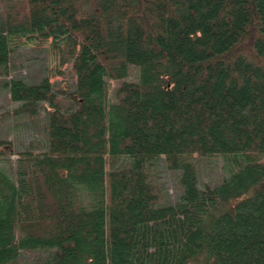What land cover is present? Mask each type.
<instances>
[{
    "label": "trees",
    "instance_id": "16d2710c",
    "mask_svg": "<svg viewBox=\"0 0 264 264\" xmlns=\"http://www.w3.org/2000/svg\"><path fill=\"white\" fill-rule=\"evenodd\" d=\"M33 35L74 80L3 82L35 128L0 139V264H264V0H3L0 70Z\"/></svg>",
    "mask_w": 264,
    "mask_h": 264
},
{
    "label": "rangeland",
    "instance_id": "374dc122",
    "mask_svg": "<svg viewBox=\"0 0 264 264\" xmlns=\"http://www.w3.org/2000/svg\"><path fill=\"white\" fill-rule=\"evenodd\" d=\"M3 15V0H0V19ZM11 53L6 69L0 70V139L10 140L15 150L26 147L34 137L33 123L26 119H14L9 115L10 110L16 107L15 102L8 101L7 90L2 87L3 82L12 78H21L27 83H36L46 77L49 82L56 84H71L74 74L71 71V61L62 48V44L56 46L52 38H42L37 35L28 38H12L9 43ZM137 69L129 67L128 76L125 80L135 81ZM109 100H112L114 81L109 80ZM37 119L36 123L39 122ZM15 157L0 159V166L8 168L14 164ZM13 162V163H12ZM160 174L161 185L166 192L168 201H175L180 194L176 184L177 173L170 171L165 165L164 157L161 156L156 162ZM222 156L199 159L198 174L199 184H218L225 176Z\"/></svg>",
    "mask_w": 264,
    "mask_h": 264
}]
</instances>
